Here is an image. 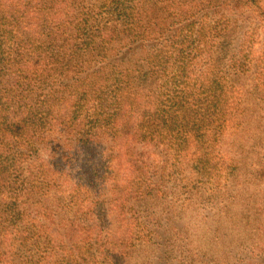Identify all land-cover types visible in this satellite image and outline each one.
Masks as SVG:
<instances>
[{"label":"trees","instance_id":"16d2710c","mask_svg":"<svg viewBox=\"0 0 264 264\" xmlns=\"http://www.w3.org/2000/svg\"><path fill=\"white\" fill-rule=\"evenodd\" d=\"M0 264H264V0H0Z\"/></svg>","mask_w":264,"mask_h":264}]
</instances>
